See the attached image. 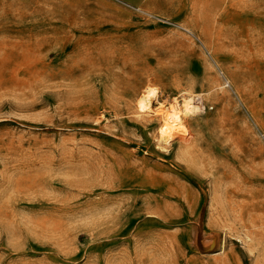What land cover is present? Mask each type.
Listing matches in <instances>:
<instances>
[{"label": "rangeland", "instance_id": "rangeland-1", "mask_svg": "<svg viewBox=\"0 0 264 264\" xmlns=\"http://www.w3.org/2000/svg\"><path fill=\"white\" fill-rule=\"evenodd\" d=\"M0 264H264V0H0Z\"/></svg>", "mask_w": 264, "mask_h": 264}, {"label": "bare ground", "instance_id": "bare-ground-1", "mask_svg": "<svg viewBox=\"0 0 264 264\" xmlns=\"http://www.w3.org/2000/svg\"><path fill=\"white\" fill-rule=\"evenodd\" d=\"M194 95L196 94L191 95L190 91L184 89L180 97H170L165 102L164 100H158L159 90L156 87L146 86L137 99L136 108L140 113L152 112L156 116H159L160 124L157 128L158 141L167 144L173 138L178 137L181 141L185 142L188 141L189 131L184 124L183 117L197 113L201 108L194 100ZM155 101L158 104L154 107L153 103Z\"/></svg>", "mask_w": 264, "mask_h": 264}, {"label": "built area", "instance_id": "built-area-1", "mask_svg": "<svg viewBox=\"0 0 264 264\" xmlns=\"http://www.w3.org/2000/svg\"><path fill=\"white\" fill-rule=\"evenodd\" d=\"M200 106H201V101H200ZM205 105L204 104H202V107H204Z\"/></svg>", "mask_w": 264, "mask_h": 264}]
</instances>
